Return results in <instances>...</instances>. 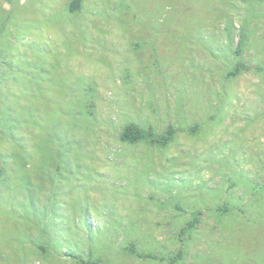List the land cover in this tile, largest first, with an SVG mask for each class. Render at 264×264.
<instances>
[{
	"label": "rangeland",
	"instance_id": "1",
	"mask_svg": "<svg viewBox=\"0 0 264 264\" xmlns=\"http://www.w3.org/2000/svg\"><path fill=\"white\" fill-rule=\"evenodd\" d=\"M70 1L0 0V264H264V0Z\"/></svg>",
	"mask_w": 264,
	"mask_h": 264
},
{
	"label": "trees",
	"instance_id": "2",
	"mask_svg": "<svg viewBox=\"0 0 264 264\" xmlns=\"http://www.w3.org/2000/svg\"><path fill=\"white\" fill-rule=\"evenodd\" d=\"M82 2L83 0H71L69 3V10L71 12L79 11L81 8ZM80 113H83V111L81 109L79 110L77 109L76 114H80ZM173 134H174V129L172 127H168L164 133L156 135L149 130H144L143 128L137 126L134 123H129V124L124 125L121 128L119 138L122 141L128 142V143H135L141 140H149V142L156 143L158 145H166L172 139ZM61 167L63 166L60 163H57L56 168L60 169ZM221 208L226 211L227 204H223ZM196 221H197V218H194V220H192L190 224L192 225ZM41 247L42 249H45V247L43 246ZM129 248L131 251L134 250L132 245H129ZM81 263L82 264H100L98 260H93V259L83 260L81 261Z\"/></svg>",
	"mask_w": 264,
	"mask_h": 264
}]
</instances>
